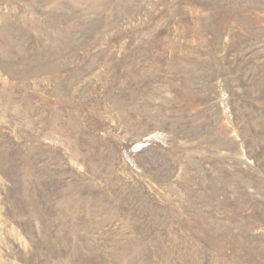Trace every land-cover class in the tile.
Wrapping results in <instances>:
<instances>
[{
	"label": "rangeland",
	"instance_id": "obj_1",
	"mask_svg": "<svg viewBox=\"0 0 264 264\" xmlns=\"http://www.w3.org/2000/svg\"><path fill=\"white\" fill-rule=\"evenodd\" d=\"M0 264H264V0H0Z\"/></svg>",
	"mask_w": 264,
	"mask_h": 264
}]
</instances>
